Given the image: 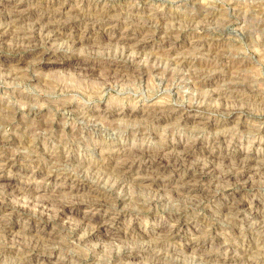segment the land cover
<instances>
[{
  "label": "rangeland",
  "instance_id": "obj_1",
  "mask_svg": "<svg viewBox=\"0 0 264 264\" xmlns=\"http://www.w3.org/2000/svg\"><path fill=\"white\" fill-rule=\"evenodd\" d=\"M62 4L85 12L75 26H35ZM15 5L0 15V264H264V0L0 14ZM230 158L256 167L245 185Z\"/></svg>",
  "mask_w": 264,
  "mask_h": 264
},
{
  "label": "bare ground",
  "instance_id": "obj_2",
  "mask_svg": "<svg viewBox=\"0 0 264 264\" xmlns=\"http://www.w3.org/2000/svg\"><path fill=\"white\" fill-rule=\"evenodd\" d=\"M16 8H17V6L15 5V10H13V11H4V13L3 14H0L3 18H6V19H8L9 21L10 20H12V19H14L15 18V16H17L18 15V11L16 10ZM111 8V7H110ZM106 9V8H105ZM104 11H102V13H103ZM105 13V12H104ZM45 15H43L44 17H39V19L37 18L36 19V21L34 22L35 23V26L36 27H41L42 28V30H44V31H46V32H49V33H51V29H54V28H57V27H64V26H66V25H70V24H76L78 21H77V19H81L83 16H84V14H85V12L83 11V9H79V8H73V9H66V6L65 5H63L62 4V6H60V7H58V8H56V10L55 11H53V12H46V13H44ZM108 14V13H107ZM104 15V14H103ZM23 17V16H22ZM68 18H70L71 20H70V22L69 21H67V19ZM18 19V18H17ZM20 19V18H19ZM1 20V19H0ZM15 20V19H14ZM91 20V19H90ZM94 21V20H93ZM8 22V21H7ZM16 21H13V24L15 23ZM82 22V21H81ZM89 22V21H88ZM12 23V22H11ZM95 23V22H94ZM80 24V23H79ZM71 26V25H70ZM75 26V25H74ZM13 28V27H12ZM38 30V29H37ZM62 30V29H61ZM13 31V30H12ZM19 33V32H18ZM53 33V32H52ZM140 33V32H139ZM55 34V33H54ZM58 35V34H57ZM128 35L129 34H125V35H122L121 36V40H128ZM42 36V35H41ZM50 35H48V37H49ZM145 37H146V39H145V41H144V43H147V42H149V40L152 38V37H154V35H148V34H146L145 33ZM37 38V37H36ZM85 37H80V41L81 40H83ZM39 39H41V38H39ZM49 39H51V38H48V40ZM130 39V38H129ZM26 40V39H25ZM36 40V39H35ZM147 40V41H146ZM152 40V39H151ZM165 40L167 41V40H169V37H165ZM51 41V40H50ZM170 42H171V40H170ZM46 43H48V42H46ZM194 43V42H193ZM45 46V45H44ZM176 60V59H175ZM183 61V60H182ZM179 62V61H178ZM176 63V62H175ZM182 63H186V62H182ZM81 64V63H80ZM179 64V63H178ZM178 64H176V65H178ZM180 65V64H179ZM156 67V66H155ZM81 69H84V70H86L84 67H82ZM209 74V73H208ZM206 76V75H205ZM199 77V76H198ZM231 80V79H230ZM179 81V80H178ZM228 82H231V81H228ZM212 84V83H211ZM228 84V83H227ZM229 86L230 87H233V86H239V84H238V82L237 83H234V82H231V83H229ZM243 86V85H242ZM217 95V94H216ZM151 108V107H150ZM157 108H153V110L151 109V111L149 112V111H147L146 112V115H149V116H152L153 118H155V119H158V120H167L168 118H170V116H169V114H172V113H177V111H166V110H163V109H157ZM201 125V124H200ZM120 152H123V150H120ZM124 152H126V151H124ZM140 154V156L141 157H143L142 158V160H150V161H152V164H154V166H155V163H153V162H156L157 160L154 158V159H152L151 157H148V154H146V153H143V152H140L139 153ZM139 154H138V156H139ZM231 159V158H230ZM229 159V160H230ZM238 159V158H237ZM237 159H235V160H230V162L228 163V167H231V171L229 172V170H228V174H227V176H226V179H230V181H238L240 184H243V185H245V183H246V180L249 178V174L251 173V172H253V171H255L256 170V167H253L252 166V164H251V161L249 160V159H241V160H237ZM134 160V159H133ZM138 160H141V159H138ZM135 161V160H134ZM134 161H133V163H134ZM145 162V161H144ZM157 162H159V161H157ZM151 164V165H152ZM157 164V163H156ZM167 164V163H166ZM166 164H164V163H162V166H160L159 168H157V170H164V169H166ZM227 164V163H226ZM233 164V165H232ZM57 165V164H56ZM117 165H118V169H120L121 168V170L122 171H124V173H125V175H126V177H127V175L130 173V171H127V170H125V168L127 167V164H126V162H124V160H123V162H118L117 163ZM116 165V166H117ZM169 165V164H168ZM56 167V166H55ZM59 167V166H58ZM158 167V166H157ZM114 168H116V167H114ZM226 168V167H225ZM258 168V167H257ZM54 169V168H53ZM57 169V168H56ZM156 169V168H155ZM120 170V171H121ZM130 170V169H129ZM201 171H200V177L201 178H203V177H211V176H213L214 174H215V171H216V169L213 167V165H212V163H211V161L210 162H208L207 164H204L203 165V167L200 169ZM224 170V169H223ZM151 171V170H150ZM258 171V170H257ZM118 172V171H117ZM154 172V171H153ZM52 173H54V171H52ZM123 174V173H122ZM218 173H216V175H217ZM225 174H226V172H225ZM195 175V174H194ZM221 175V174H220ZM124 176V175H123ZM218 176H219V174H218ZM54 177V176H53ZM53 177H50L49 179H51V178H53ZM216 177V176H215ZM221 177H222V175H221ZM251 177V176H250ZM121 178V177H120ZM218 178V177H217ZM220 178V177H219ZM223 178V177H222ZM225 178V177H224ZM224 181V180H223ZM228 181V180H227ZM123 183V182H122ZM238 183V184H239ZM183 187V186H182ZM180 188V187H179ZM217 194V193H216ZM47 199V198H46ZM44 200V199H43ZM42 200V201H43ZM39 201V200H38ZM44 202V201H43ZM47 203H49V202H47ZM66 204V203H65ZM50 205V204H49ZM67 205V204H66ZM66 205H64V206H61V209L62 210H60V211H63V212H66L67 210H69L70 209V207H68V206H66ZM243 206H244V203H241V204H238V205H235L234 206V211H236V214H237V216L239 215V216H243V214L244 213H246V210L245 209H243ZM250 214V213H249ZM238 216V217H239ZM95 229V228H94ZM93 229V230H94ZM97 229H99V227H96V231H97ZM93 232V231H92ZM172 232V231H171ZM93 234V233H92ZM174 234V233H173ZM172 234V235H173ZM88 235V234H87ZM51 251V250H50ZM52 252V251H51ZM206 262H207V260L205 259V260H203V262H201V263H199V264H206ZM57 264H61V263H57Z\"/></svg>",
  "mask_w": 264,
  "mask_h": 264
}]
</instances>
